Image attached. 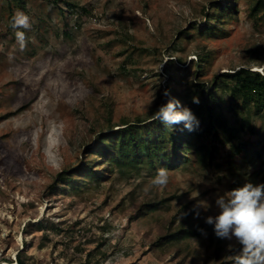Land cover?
<instances>
[{
    "label": "rangeland",
    "instance_id": "obj_1",
    "mask_svg": "<svg viewBox=\"0 0 264 264\" xmlns=\"http://www.w3.org/2000/svg\"><path fill=\"white\" fill-rule=\"evenodd\" d=\"M48 1L24 0L21 7L12 1L10 11L0 0V264H16L18 251L23 264H214L208 247V228L214 232V226L205 219L218 214L217 195L248 183L259 166L264 171L260 146V158L252 151L229 159L227 146L205 138L213 162L194 154L178 169L164 167L169 171L164 188L150 187L157 170L148 168L51 187L106 129L105 99L113 125L152 116L168 83V60L180 57L186 65L193 60L175 76L182 94L201 51L210 52L204 81L241 66L264 70V21L251 15L255 0H236L234 14H222L216 35L189 31L213 0H66L77 9L69 14L60 3L65 21ZM17 9L32 24L19 29L28 38L23 51L11 27ZM182 30L189 37L173 51ZM255 126L262 128L257 137L264 141V117ZM101 164L94 165L95 172L102 173ZM257 184L264 181L253 180ZM161 199L158 208L140 213L144 203ZM40 220L54 229L48 224L43 232L22 233L26 223ZM182 223L201 225L200 233L156 243ZM219 242L218 261L232 260L242 247L234 237Z\"/></svg>",
    "mask_w": 264,
    "mask_h": 264
},
{
    "label": "trees",
    "instance_id": "obj_2",
    "mask_svg": "<svg viewBox=\"0 0 264 264\" xmlns=\"http://www.w3.org/2000/svg\"><path fill=\"white\" fill-rule=\"evenodd\" d=\"M6 1L9 10L12 1L17 7L24 6L25 3L24 0ZM60 3L68 8L69 14L75 12L77 5L66 0L48 1V4L53 5L62 20L65 21V9L59 6ZM209 5L207 11H202L203 21L192 22L189 31L196 28L201 34L216 35L214 33L221 30L223 26L222 14L228 15L229 10L234 14L236 0H213L210 1ZM255 14L262 15L264 21V0H255L251 15L254 16ZM64 26H67V22L64 23ZM183 36L189 37L188 31L182 30L176 34V44L173 42L171 46L173 51L179 49L177 43ZM156 51V49L151 50V52ZM194 57L196 58V65L183 94L175 88V76L177 72L182 76L190 62L193 63V60L190 59L187 65L180 57L168 60L169 65L165 68L166 82L168 83L164 86L163 92L167 89L170 95L164 97L163 92L162 94L158 93L154 102L156 110L150 118L144 120L137 118L132 122L123 120L120 125H113L112 105L110 101L105 99L103 102L105 108L103 120L106 129L97 132L99 133L98 140L85 147L81 161L77 165L71 166L57 175L56 184L54 183L51 189L56 185L74 186L81 181L82 177L89 180H93L95 177L101 178L105 172L118 171L123 174L139 172L146 168L157 170L159 167L178 169L189 163L194 154L198 155L199 161L211 164L214 156L211 151L204 150L205 144L202 141L205 138H211L213 143L221 147L227 146L229 149L226 155L229 159L241 154L244 156L252 151L260 158V151L256 149L259 146L263 149L264 141L257 137L262 128L256 129L255 124L259 117H264V76L241 66L231 69L232 73H220L204 81L202 80L204 64L208 63L210 52L201 51ZM174 63L177 65L176 70L173 68ZM193 97L198 98L199 103H193ZM173 98L179 100L181 106L190 109L199 121V126L195 127L193 131L186 129L183 123L168 126L153 119L158 108ZM244 137L254 138V140L244 141ZM99 161L102 163L101 165H106L102 173L95 172L93 168ZM259 167L252 172L248 183L253 184V180L258 178L260 182L264 181V171ZM164 202V199L160 201L151 200L144 203L139 211L144 215L148 211L158 208ZM48 224L50 223L41 220L35 224L26 223L22 233L28 234L30 228L43 232L47 230ZM50 225L54 229V224ZM200 227L201 225L187 227L182 223L173 230H167V233L159 237L156 243L162 244L163 242H175L185 238L197 237L200 233ZM208 233V247L213 251V263L234 264L233 259L218 261L219 238L213 232L212 227L208 228ZM16 255L18 257L16 264H23L22 252L18 251ZM86 264H89V260Z\"/></svg>",
    "mask_w": 264,
    "mask_h": 264
},
{
    "label": "clouds",
    "instance_id": "obj_3",
    "mask_svg": "<svg viewBox=\"0 0 264 264\" xmlns=\"http://www.w3.org/2000/svg\"><path fill=\"white\" fill-rule=\"evenodd\" d=\"M31 26L30 17L17 9L11 20V27L15 30L16 42L21 51L26 49L28 38L25 31L19 29L30 30ZM169 95V90L165 89L163 96ZM193 103H199L198 98L193 97ZM153 119L168 126L183 123L189 131L199 126V121L191 110L181 106L180 101L174 98L161 105ZM168 182L169 171L158 168L150 187L164 188ZM147 191L148 187L145 188V192ZM215 204L219 209L218 214L207 216L205 222L214 226V233L218 238L231 240L234 237L242 246L233 257L234 264H264V184L245 183L242 187L217 195ZM197 207L199 205H194V208ZM195 215L199 217L200 213L197 211Z\"/></svg>",
    "mask_w": 264,
    "mask_h": 264
}]
</instances>
